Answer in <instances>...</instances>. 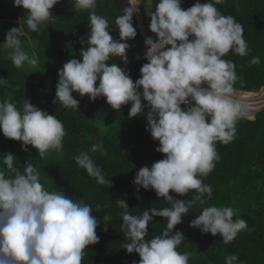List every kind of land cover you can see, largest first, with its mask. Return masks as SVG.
<instances>
[{"label": "clouds", "instance_id": "clouds-1", "mask_svg": "<svg viewBox=\"0 0 264 264\" xmlns=\"http://www.w3.org/2000/svg\"><path fill=\"white\" fill-rule=\"evenodd\" d=\"M71 2L75 11L92 10L90 30L81 39V44L87 45L79 53L82 60L72 58L58 70L53 103L78 110L80 101L73 96L75 92L80 97L87 95L91 101L105 97L115 110L131 102L129 118L149 109L146 130L159 141L156 151L165 155L151 167H141L133 183L137 191L155 190L171 206L152 207L137 216L127 211L125 199H119L118 206L125 210L120 213L121 228L129 241L123 248L139 254L138 264H188L191 254L177 250L184 234L174 229L197 201L205 203L204 194L211 198L212 187L200 177L207 176L219 158L216 142H231L237 119L245 115L244 106L232 99L237 79L235 64L224 59L230 50L239 56L248 54L243 26L218 10L216 5L224 0H196L187 9L181 0H158L155 11L148 13L149 28L156 38L146 37L147 63L134 81L119 63L107 61L116 56L128 64V41L137 36L133 15L139 11L140 0H129V6L116 18L119 39L110 34L107 19L94 11L96 0ZM57 3L58 0H14V6L27 10L19 21L20 27L11 28L3 42L5 48L11 49L9 58L15 67L37 65L38 60L22 49L19 37L25 34L24 24L38 31L52 16ZM250 63L259 64L260 58L253 57ZM5 83L0 80V84ZM0 130L6 138L21 141L23 150L28 151L29 145L36 148L41 158L51 149L63 148L62 122L28 99L22 109L13 102H0ZM14 157L10 152L3 156L14 175L6 177L0 172V264H82L84 250L99 242L96 229L101 222L92 214L93 207L65 193L44 190L33 164L27 161L21 173L14 168ZM74 159L98 184L112 186V180L105 178L87 152ZM192 190L197 195L187 200L170 194L174 191L185 195ZM99 208L96 205V211ZM234 215L230 206L211 205L204 207L190 226L205 234H219L227 244L247 228V222L234 220ZM155 216L167 220L166 228L162 234L146 239L148 225ZM103 220L107 231L111 216L104 215ZM237 260L235 254H230L226 264Z\"/></svg>", "mask_w": 264, "mask_h": 264}, {"label": "trees", "instance_id": "trees-1", "mask_svg": "<svg viewBox=\"0 0 264 264\" xmlns=\"http://www.w3.org/2000/svg\"><path fill=\"white\" fill-rule=\"evenodd\" d=\"M146 1H141L142 8ZM195 2L181 0L184 9ZM157 3L158 0H152L150 13L155 11ZM216 7L243 26L248 54L239 56L230 50L224 59L234 62L237 76L234 89L244 92L238 95L234 90L232 99L238 100L245 112H253L255 107L264 104V92H259L264 88V0H224ZM122 10L114 0H96L94 11L107 19L114 39H119L115 20L123 14ZM51 11L52 16L39 26L38 31H31L26 24L23 25L25 34L19 37L21 47L38 63L35 67L25 63L17 68L9 58L11 49L5 48L3 42L11 28L20 27L19 18L25 17L27 10L14 6V0H0V80L6 81L0 84V102H13L18 109H22L24 100L28 99L40 109L55 115L65 130L63 148L51 149L41 158L36 148L29 145L28 151H25L21 141L6 138L0 130V172L6 177L14 175L3 162L4 154L13 153L14 168L23 173L25 163L31 162L44 190L65 193L74 201H83L93 207L92 214L101 222L96 229L99 242L84 250L82 264H133L134 261L138 264L139 254L128 253L123 248L129 241L121 228L120 213L125 210L118 206L117 201L125 199L129 205L127 211L137 216L152 207H170L167 201L157 196L155 190L140 188L137 191L133 183L141 167H151L165 154L156 151L159 141L154 140L146 130L148 108L144 113L129 118L131 102L115 110L105 97L91 101L87 95L80 97L75 92L73 96L80 101L78 110L53 103L58 70L72 58L82 60L79 53L87 45H82L81 39L86 38L90 30L89 13L92 10L75 11L71 0H58ZM149 24L150 16L148 33L155 39ZM133 26L137 29V36L128 41L131 45L127 52L128 64L125 65L116 56L110 57L107 63H119L135 81L141 76L140 68L147 63V46L135 14ZM256 56L260 58V63L253 65L250 61ZM235 128L231 142H216L219 158L214 161L213 170L200 177L204 184L212 187L211 198L204 194L205 203L197 201L174 229L184 234L185 239L177 250L191 254L188 264H226V257L230 254L238 257L235 264H264V108L254 118H238ZM82 152H87L105 178L112 180L111 187L98 184L94 177L77 165L74 157ZM170 194L183 200L197 195L195 190L185 195L174 191ZM96 205H100L99 211H96ZM211 205L232 207L235 211L233 219H244L247 228L226 244L219 234L213 236L191 227L190 221L204 207ZM104 215L111 216L107 231L104 230ZM166 225L165 218L153 217L146 239L162 234Z\"/></svg>", "mask_w": 264, "mask_h": 264}, {"label": "rangeland", "instance_id": "rangeland-1", "mask_svg": "<svg viewBox=\"0 0 264 264\" xmlns=\"http://www.w3.org/2000/svg\"><path fill=\"white\" fill-rule=\"evenodd\" d=\"M141 1L142 0H140V5H141ZM151 5H152V0H147L146 3H145V5H144V7L142 8L141 6H139V11L137 13H135V15H136V17H137V19L139 21V24H140V28L142 30V33L145 36V39H146V37H149V33H148V20H149V15H148V13H150ZM20 19H21V17L19 18V20ZM146 50H147V47H146ZM235 91H236V93L238 95H241V93H242V92H239L237 90H235ZM259 92H264V88L261 89ZM254 93H257V92H254ZM261 105L264 106V104H261ZM262 106L255 107L253 109V112H245V115L244 116H249L251 118H254L255 115H256V113L259 110H261Z\"/></svg>", "mask_w": 264, "mask_h": 264}, {"label": "water", "instance_id": "water-1", "mask_svg": "<svg viewBox=\"0 0 264 264\" xmlns=\"http://www.w3.org/2000/svg\"><path fill=\"white\" fill-rule=\"evenodd\" d=\"M108 1L109 0H107V2ZM114 1H115V4L121 8H124L125 6H129V0H114ZM262 108H264V106Z\"/></svg>", "mask_w": 264, "mask_h": 264}]
</instances>
